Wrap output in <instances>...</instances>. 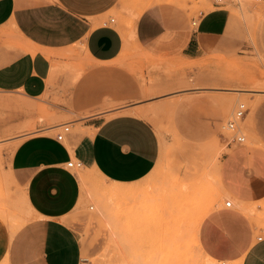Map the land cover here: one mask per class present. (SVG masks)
Listing matches in <instances>:
<instances>
[{"label": "rangeland", "instance_id": "obj_1", "mask_svg": "<svg viewBox=\"0 0 264 264\" xmlns=\"http://www.w3.org/2000/svg\"><path fill=\"white\" fill-rule=\"evenodd\" d=\"M163 3L180 9L190 25L200 14L216 7L228 11L238 24L229 27L217 49L201 51L192 60L149 53L138 43H131L114 61L95 63L85 57L80 45L70 47L57 52L62 56L54 58L56 70L43 97L28 100L0 95V161L3 151L9 154L24 138L45 132H36L37 128H55L54 133H58L59 126L67 124L70 133H82L86 126L133 110L139 111V118L156 133L159 158L145 179L132 184L138 190L135 197L112 200L105 192L107 198L102 191L108 192L112 183L84 167L70 170L81 180L80 200L70 222L91 264H142L143 260L147 264H208L198 248L195 227L206 211L217 205L224 207L225 201L232 202L228 198L217 200L214 176L219 160L234 145L236 135L245 138V146L264 149V63L253 48L252 32L254 18L264 2L122 0L111 16L119 27L130 31L140 10ZM240 103L247 113L237 122L235 131L228 130L226 123L233 119ZM24 116L26 120L22 121ZM14 138L18 141L8 143ZM63 144L67 145L66 141ZM6 196L0 189V208L5 210L7 205L1 201ZM108 199L112 202L105 215L101 203H109ZM259 205L264 209V202ZM252 210L258 227L264 229V212ZM7 213L5 219L10 223L28 219L17 209ZM114 214H118L117 220Z\"/></svg>", "mask_w": 264, "mask_h": 264}, {"label": "crops", "instance_id": "obj_2", "mask_svg": "<svg viewBox=\"0 0 264 264\" xmlns=\"http://www.w3.org/2000/svg\"><path fill=\"white\" fill-rule=\"evenodd\" d=\"M121 4L122 0H0V95L43 97L56 70L54 58L62 56L57 52L70 47L80 45L95 63L114 61L131 43L149 53L192 60L201 51L217 49L229 27L238 24L228 11L216 7L200 14L193 29L180 9L163 3L144 10L129 31L111 16ZM257 12L253 48L264 63V6ZM222 108L227 115L224 104ZM135 112L70 133L64 139L67 145L56 140L55 129L37 128L36 132H45L24 138L9 154L1 153L0 189L7 193L1 204L8 211L20 208L21 214L29 215L11 234L10 222L3 219L7 211L0 208L4 213L0 264L5 260L7 264H91L70 222L80 200V185L66 164L72 158L80 161L112 184L132 185L145 179L156 166L160 144L151 125ZM215 177L220 186L217 200L232 202L230 208L214 206L201 221L196 231L201 251L217 262L264 264V229L253 214L244 212L246 208L264 212L259 205L264 202V149L231 146L221 156Z\"/></svg>", "mask_w": 264, "mask_h": 264}, {"label": "bare ground", "instance_id": "obj_3", "mask_svg": "<svg viewBox=\"0 0 264 264\" xmlns=\"http://www.w3.org/2000/svg\"><path fill=\"white\" fill-rule=\"evenodd\" d=\"M238 1H242V4H243V2L245 3V1L246 0H238ZM248 1H250V0H248ZM246 5V4H245ZM242 7H244V5H242ZM238 8V7H237ZM241 8V7H240ZM245 8V7H244ZM144 11V9L143 10H140L135 16H134V18H133V20H132V22H131V29H134V27H135V25H136V23H137V21H138V18H139V16L141 15V13ZM241 11L243 12V10L241 9ZM242 12H241V14H242ZM245 13H246V11H244ZM248 15H250V14H248ZM257 16V15H256ZM135 44V43H134ZM138 48V47H137ZM35 54V53H34ZM44 55H46L47 57H50L49 55H48V53H43ZM45 56V57H46ZM47 59H49V58H47ZM135 114H138V115H140V113H139V111H136L135 112ZM54 129L55 128H52V131H54ZM56 130V129H55ZM51 131V130H50ZM166 134V133H165ZM18 143H16L15 145H17ZM20 144V143H19ZM14 146V145H13ZM11 155V154H10ZM215 177V176H214ZM81 178V177H80ZM82 179V181L83 182H85V179L83 180V178H81ZM214 180H215V182H216V177L214 178ZM79 181H81V180H79ZM205 182H206V180H205ZM175 184V183H174ZM207 185V183H203V185ZM209 184V183H208ZM95 186V185H94ZM217 188L220 190V186L218 185V183H217ZM84 187V186H83ZM86 187V186H85ZM97 187V185L95 186V188ZM100 187H102V186H100ZM176 187H177V185H176ZM205 187V186H204ZM93 188V187H92ZM186 188V187H185ZM98 189H100V192H101V190H102V188H99V186H98ZM108 189H110L108 192L107 191H102V195H104V193L105 194H108L109 196H110V198L112 199L113 197L115 198V197H118L119 199H120V197H125V198H131V197H135L134 195H135V193H137V189L135 188V187H133L132 185H130V186H127V185H122V184H118V183H114L113 184V186L110 188H108ZM139 189V188H138ZM161 189V188H160ZM173 190H175L174 188H172ZM164 190V189H163ZM215 190V189H214ZM153 192V191H152ZM155 192V191H154ZM153 192V193H154ZM161 190L159 191V195H161ZM163 192H165V190L163 191ZM201 192V191H200ZM220 192V191H219ZM83 194V193H82ZM100 195V194H99ZM104 196H107V195H104ZM103 196V197H104ZM150 196V195H149ZM102 197V196H101ZM164 197V196H163ZM107 198H108V196H107ZM109 198V199H110ZM22 199V198H21ZM108 199V200H109ZM139 198H137V199H135V200H138ZM153 199V198H152ZM156 198H154V200H155ZM113 200V199H112ZM112 200L110 201L109 200V203H105L104 204V202L103 203H101V208H102V210L104 211V214L106 215V214H108L109 213V206H108V204L109 205H111L110 204V202H112ZM132 201H133V199H131ZM147 200V199H146ZM150 200V199H149ZM148 200V201H149ZM154 200H152V202L150 203V205H151V207H150V209H152V204H154ZM156 201V200H155ZM24 202V201H23ZM100 202H102V200L100 201L99 200V202L98 203H100ZM135 202V201H134ZM141 202H142V198H141ZM166 202H167V200H166ZM165 202V203H166ZM169 202V201H168ZM175 202V201H174ZM18 203V202H17ZM173 203V202H172ZM95 204V203H94ZM12 205V204H11ZM139 205V204H138ZM145 206V205H144ZM183 206V205H182ZM95 207V206H94ZM133 207V206H132ZM170 207H172V208H174V210H175V207H173V206H171L170 205ZM15 207H13V209H14ZM18 208V207H17ZM99 207L97 206V209H98ZM146 208H148V207H146ZM145 208V209H146ZM172 208H169V207H167V209H170V213L171 214H173L174 213V211H173V209ZM184 207H182L181 208V210H182V212L184 211V209H183ZM20 209V208H19ZM19 209H18V211H19ZM149 209V210H150ZM157 209H159V208H157ZM21 210V209H20ZM131 210H133V209H131ZM163 210V209H162ZM180 210V209H179ZM207 210V209H206ZM210 210V209H209ZM212 210V209H211ZM6 211L8 212V210L6 209ZM22 211H24V210H22ZM102 211V212H103ZM111 211L112 212H110V213H113V210L111 209ZM142 211V210H141ZM164 211V210H163ZM169 211V210H168ZM1 212L3 213V211H1L0 210V215H1ZM138 212V211H137ZM159 212V211H158ZM173 212V213H172ZM177 212V211H176ZM209 211H206L201 217H200V219L198 220V225L195 227V232L196 231H198V226L200 225V223H201V221L204 219V217L207 215V213H208ZM244 212L246 213V214H248V215H251V214H253V210H252V208H246L245 210H244ZM19 213V215H21V211H19L18 212ZM23 213V212H22ZM142 213H145V212H143L142 211ZM141 213V214H142ZM152 213H153V211H152ZM155 214L154 215H156V212H154ZM257 213V212H256ZM8 215H9V213H7ZM27 214H28V212H27ZM115 214H116V212H115ZM114 214V215H115ZM135 215H137L136 213H134ZM140 214V213H139ZM147 214H150V212L148 213L147 212ZM3 215H4V213H3ZM24 215H25V212H24ZM29 215V214H28ZM118 215V214H117ZM117 215H115V218H116V220L118 219L116 216ZM130 215V214H129ZM143 215V214H142ZM141 215V216H142ZM158 215V214H157ZM12 216V215H11ZM109 216V215H108ZM130 216H132V215H130ZM138 216V215H137ZM149 216H152V215H149ZM180 216H183V213L180 215ZM3 217V216H2ZM9 217V216H8ZM7 216H6V218H8ZM16 217V216H15ZM28 217V216H27ZM143 217V216H142ZM142 217L140 218L141 220H142ZM161 217V216H160ZM255 217H256V215H255ZM13 217H11V219H12ZM18 217H16V219H17ZM107 218V217H106ZM150 218V217H149ZM156 218V217H155ZM181 218V217H180ZM252 218V217H251ZM3 219H5V217L3 218ZM170 219H171V217H170ZM254 219V218H253ZM10 220V219H9ZM13 220H15V219H13ZM148 220V219H147ZM150 220V219H149ZM153 220V219H152ZM168 220H169V218H168ZM5 221V220H4ZM143 221H145V220H143ZM158 221V220H157ZM180 221V220H179ZM8 222V221H7ZM6 222V223H7ZM21 222H22V219H21ZM20 221H19V219L17 220V221H14V222H11L10 223V232H11V234H14L17 230H18V228L19 227H21V223ZM112 222H113V220H112ZM176 222V221H175ZM114 223H115V221H114ZM149 223V222H148ZM147 223V224H148ZM153 224H154V222H152ZM174 223V222H173ZM23 224H24V220H23ZM166 224V223H165ZM154 225H156V224H154ZM112 226H113V224H112ZM145 226V225H144ZM155 227H157V225L155 226ZM154 227V228H155ZM162 227H163V225H162ZM164 228H166V226H164L163 227V229ZM113 229V228H112ZM162 229V228H161ZM168 230V229H167ZM166 230V231H167ZM170 231V230H169ZM159 232V231H158ZM164 232H165V230H164ZM163 233V231L161 232V234ZM164 234V233H163ZM197 234V233H196ZM164 235H167V234H164ZM117 236V235H116ZM197 239V238H196ZM195 240V239H194ZM198 242V241H197ZM198 245V244H197ZM198 248H199V250L201 249L200 248V246H198ZM198 251V250H197ZM201 251V250H200ZM201 254H202V256H204L203 258H205V260L207 261V263L209 264V263H211V264H238V262H233V263H227V262H217V261H214V260H212V259H210L209 257H207L206 255H204L203 254V252L201 251ZM139 257V256H138ZM108 259H109V256H108ZM142 259V258H141ZM121 260V259H120ZM133 260V259H132ZM138 260V259H137ZM147 260V259H146ZM145 260V261H146ZM104 261H106V260H104ZM122 261V260H121ZM135 262H136V260H134ZM142 261V260H141ZM204 261V260H203ZM107 262V261H106ZM148 262V261H147ZM147 262H144V260H143V262H142V264H147ZM201 262V261H200ZM122 263V262H121ZM120 263V264H121ZM128 263V262H127ZM138 263V262H137ZM202 263V262H201ZM2 264H7V261L5 260ZM106 264V263H105ZM108 264V263H107ZM111 264V263H110ZM113 264H115V263H113ZM139 264V263H138ZM204 264V263H203Z\"/></svg>", "mask_w": 264, "mask_h": 264}, {"label": "built area", "instance_id": "obj_4", "mask_svg": "<svg viewBox=\"0 0 264 264\" xmlns=\"http://www.w3.org/2000/svg\"><path fill=\"white\" fill-rule=\"evenodd\" d=\"M256 3H261L264 2V0H253ZM221 0H216V4H220ZM110 22H114V19H111ZM198 24V19H193L191 21V27L193 29H195L197 27ZM247 113V108L244 104L240 103L237 105L235 112L233 114V119L229 122L226 123V129L231 130V131H235L237 129V122L241 121L244 116ZM60 131L57 133L56 135V140L58 142H63L66 135L70 134V127L67 124H63L61 126H59ZM245 142V138L239 135H236L233 139H232V143H234V145H244ZM66 168L69 170H80L81 168H83V164L80 161L77 160H73V161H69L66 164ZM224 206L226 208H230L231 207V202L230 201H226L224 203Z\"/></svg>", "mask_w": 264, "mask_h": 264}]
</instances>
